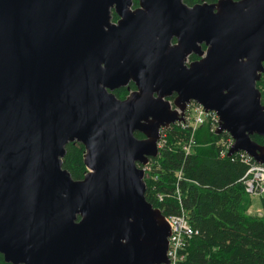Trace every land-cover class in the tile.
I'll list each match as a JSON object with an SVG mask.
<instances>
[{"label": "water", "instance_id": "obj_1", "mask_svg": "<svg viewBox=\"0 0 264 264\" xmlns=\"http://www.w3.org/2000/svg\"><path fill=\"white\" fill-rule=\"evenodd\" d=\"M0 0V255L10 264H166L145 197L162 127L195 101L264 164V0ZM112 13L117 16L111 21ZM204 46V48H203ZM190 55L198 59L189 61ZM189 61V62H188ZM135 85L124 99L114 91ZM143 135L138 139L134 133ZM84 147L83 177L62 168Z\"/></svg>", "mask_w": 264, "mask_h": 264}, {"label": "trees", "instance_id": "obj_2", "mask_svg": "<svg viewBox=\"0 0 264 264\" xmlns=\"http://www.w3.org/2000/svg\"><path fill=\"white\" fill-rule=\"evenodd\" d=\"M216 1L183 0L188 6ZM112 16V20L117 18L114 13ZM196 59L194 55L189 57V61ZM259 79L256 87L260 91L264 74ZM134 89V84L128 83L114 94L124 99ZM162 134L159 154L149 159L148 170L144 171V198L164 216L183 212L187 218L194 234L185 246L182 264H264V199L261 215L248 213L251 199L240 180L247 166L236 157H220L224 150L221 142L228 135L212 131L207 119L192 133L191 127L175 124ZM250 138L264 143L257 135ZM189 141L192 144L186 153L183 147ZM83 149L77 142L65 146L62 168L74 180L86 172ZM0 264H8L1 255Z\"/></svg>", "mask_w": 264, "mask_h": 264}, {"label": "built area", "instance_id": "obj_3", "mask_svg": "<svg viewBox=\"0 0 264 264\" xmlns=\"http://www.w3.org/2000/svg\"><path fill=\"white\" fill-rule=\"evenodd\" d=\"M264 99V92L262 93ZM185 110L181 114L180 121L176 122V125H180L182 128L191 127V133L197 128L198 125H201L206 119L209 120L212 124V131L217 128L218 119H216V114L214 112L205 111L199 104L196 102L188 103L185 106ZM166 129H162V133ZM163 135V134H162ZM191 142V141H189ZM232 139L227 137L222 140L221 144L224 146V150H221L220 157L225 156L227 150L231 146ZM163 144L162 138L159 142V147ZM190 144L184 145L183 149L186 153H189ZM231 157L238 158L246 167L245 174L240 179L244 185L245 191L249 195H262L264 194V165L256 163L252 157L246 155L244 152H237ZM230 157V158H231ZM148 170V167H144ZM160 201V196H157ZM166 223L170 229V236L168 239L167 247V263L166 264H182L185 259V246L187 245L188 240L194 234L192 227L186 222V217L181 213V215L166 216Z\"/></svg>", "mask_w": 264, "mask_h": 264}, {"label": "rangeland", "instance_id": "obj_4", "mask_svg": "<svg viewBox=\"0 0 264 264\" xmlns=\"http://www.w3.org/2000/svg\"><path fill=\"white\" fill-rule=\"evenodd\" d=\"M261 90L264 92V86L261 87ZM189 144H192V142H189ZM250 199H251V205L249 206L250 207L249 208L250 211L248 210V213H250V214H257V211L258 210L259 211L261 210V212H262V206L261 205L263 203L262 200L264 199V194L261 195V196L260 195H250ZM186 220H187V218H186Z\"/></svg>", "mask_w": 264, "mask_h": 264}, {"label": "flooded vegetation", "instance_id": "obj_5", "mask_svg": "<svg viewBox=\"0 0 264 264\" xmlns=\"http://www.w3.org/2000/svg\"><path fill=\"white\" fill-rule=\"evenodd\" d=\"M136 6H137V1H136ZM135 6V4H134V0H133V5H132V7L131 8H135L136 7ZM117 17V16H116ZM113 19V16H111V21L112 22H116L115 20H117L118 18H116L115 20H112ZM197 57V56H196ZM197 59H198V57H197ZM129 83H132V82H129ZM128 84V83H127ZM135 86V85H134ZM174 97V95H172L171 97H170V99L172 100V98ZM138 135H140V133H138V132H136ZM135 134V133H134ZM133 134V135H134ZM136 138H138V139H142L143 138V135H141L140 137H136ZM2 256V255H1ZM3 258V257H2ZM4 260V259H3ZM6 263V262H5ZM8 264H10V263H8Z\"/></svg>", "mask_w": 264, "mask_h": 264}, {"label": "crops", "instance_id": "obj_6", "mask_svg": "<svg viewBox=\"0 0 264 264\" xmlns=\"http://www.w3.org/2000/svg\"><path fill=\"white\" fill-rule=\"evenodd\" d=\"M250 211V210H249ZM259 211V210H258ZM261 211V210H260Z\"/></svg>", "mask_w": 264, "mask_h": 264}]
</instances>
